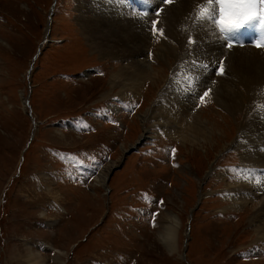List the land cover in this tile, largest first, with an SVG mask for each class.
Returning a JSON list of instances; mask_svg holds the SVG:
<instances>
[{"label":"rangeland","instance_id":"rangeland-1","mask_svg":"<svg viewBox=\"0 0 264 264\" xmlns=\"http://www.w3.org/2000/svg\"><path fill=\"white\" fill-rule=\"evenodd\" d=\"M53 3L0 0V264H264V234L251 217L257 201L231 195L254 177L249 168L264 172L245 165L239 140L264 116V101L231 112L198 97L195 111L213 135L185 140L149 114L170 81L175 100L194 90L175 79L178 58H160L163 37L153 35L148 49L160 78L123 93L114 76L124 63L91 45L80 0H56L51 13ZM258 38L247 25L232 49L264 52ZM180 52L202 80L191 63L204 58ZM227 53L212 81L227 77ZM250 151L257 164L260 148ZM174 217L171 252L163 234Z\"/></svg>","mask_w":264,"mask_h":264},{"label":"bare ground","instance_id":"bare-ground-1","mask_svg":"<svg viewBox=\"0 0 264 264\" xmlns=\"http://www.w3.org/2000/svg\"><path fill=\"white\" fill-rule=\"evenodd\" d=\"M174 1L176 4L171 3L172 7L171 4H163L162 0H97V3L94 0H80L83 9L81 23L92 46L102 55L115 56L123 61L124 66L115 73L118 75L114 76V85L129 94L137 92L145 78L153 81L160 78L159 71L148 55L153 37L151 20L159 19L158 27L164 30V36L162 44L158 46V54L167 65L169 57L178 58L180 64L176 68L179 74L175 79L188 82L194 90H180L179 98L175 100L170 93L175 92L170 81L149 114L153 113V117L171 132L180 134L185 140L193 139V143L197 144L209 141L213 135L212 129L206 124L207 120H203L195 111V102L208 87L216 101L231 112L242 109L246 99L249 104L264 101V52L253 47H237L231 49L233 52L228 55L227 49H223L221 41L217 39V33L210 28L212 25L208 23L202 27L197 21V6L204 0ZM160 9L163 11L157 18L155 13ZM189 37L196 40L195 45L188 43ZM180 50H183L184 55L191 53L193 60L204 58L198 63H191V68L194 65L201 67L202 80H195L198 74L187 68L190 62L181 57ZM223 53L229 56L226 60L229 72L227 77L221 76L216 83L210 76L212 65ZM208 55H212L214 62L208 60ZM240 133L239 140L243 141L247 150L245 165L264 167V116L247 123ZM252 147L260 148L257 164L250 151ZM255 170L257 168L248 169L254 177L234 185L231 195L234 198L238 196L235 199L242 203L257 201L251 217L255 228L264 234V172L260 171L262 174L257 177ZM178 227L179 222L174 217L163 234L171 252L177 249Z\"/></svg>","mask_w":264,"mask_h":264},{"label":"snow or ice","instance_id":"snow-or-ice-1","mask_svg":"<svg viewBox=\"0 0 264 264\" xmlns=\"http://www.w3.org/2000/svg\"><path fill=\"white\" fill-rule=\"evenodd\" d=\"M163 4H171L172 0H162ZM197 21L200 26H206L210 23L217 33V38L221 41L222 46L228 49L234 47L236 32L247 26L255 25L259 30V38L255 41L256 48L264 49V0H204V3L197 6ZM163 9L155 13L157 18L160 17ZM147 15V14H145ZM159 19H152L153 35L164 36V30L159 28ZM188 43L195 45L196 40L192 37L188 38ZM240 46H244L243 42H239ZM225 71L224 61H218V74L223 75ZM211 89L203 91L199 96L201 104L211 95ZM174 154L176 149L171 150Z\"/></svg>","mask_w":264,"mask_h":264},{"label":"water","instance_id":"water-1","mask_svg":"<svg viewBox=\"0 0 264 264\" xmlns=\"http://www.w3.org/2000/svg\"><path fill=\"white\" fill-rule=\"evenodd\" d=\"M55 3H56V0H54V3H53V9H52V12L51 13H53V10H54V5H55ZM42 49V48H41ZM40 54L38 53V56H39ZM38 56L36 57V58H38ZM29 97V96H28ZM26 102L28 103V98L26 99ZM34 122V121H33ZM32 138H33V135L31 136Z\"/></svg>","mask_w":264,"mask_h":264},{"label":"trees","instance_id":"trees-1","mask_svg":"<svg viewBox=\"0 0 264 264\" xmlns=\"http://www.w3.org/2000/svg\"><path fill=\"white\" fill-rule=\"evenodd\" d=\"M39 56H40V55H39ZM39 56H38V57H39ZM33 69H34V68H33Z\"/></svg>","mask_w":264,"mask_h":264}]
</instances>
